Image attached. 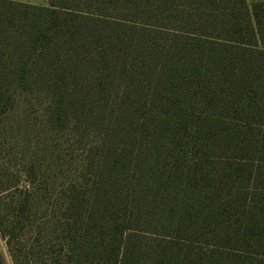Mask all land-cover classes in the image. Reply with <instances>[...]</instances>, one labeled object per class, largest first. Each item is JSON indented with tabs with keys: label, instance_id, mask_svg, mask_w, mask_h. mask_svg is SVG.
I'll list each match as a JSON object with an SVG mask.
<instances>
[{
	"label": "trees",
	"instance_id": "1",
	"mask_svg": "<svg viewBox=\"0 0 264 264\" xmlns=\"http://www.w3.org/2000/svg\"><path fill=\"white\" fill-rule=\"evenodd\" d=\"M48 1L0 0V155L52 136L0 160L11 264H264V1Z\"/></svg>",
	"mask_w": 264,
	"mask_h": 264
},
{
	"label": "rangeland",
	"instance_id": "2",
	"mask_svg": "<svg viewBox=\"0 0 264 264\" xmlns=\"http://www.w3.org/2000/svg\"><path fill=\"white\" fill-rule=\"evenodd\" d=\"M32 121H33L32 123L34 124L35 120L33 118H32ZM38 121L39 120H36L35 127H33V124H32V131H30L29 136L24 135L22 137L23 139L20 140L21 142H17L16 144L13 143L9 153L2 150V154L0 155V160H1V162H5V164L9 166V167H7L10 169L9 172L19 170L22 167V164L24 163L25 156H28V154L33 150V149L31 150V148L36 145V142H38V140H39L38 135H40V133H42L40 135V137H47V138L51 137L52 138V136H50V135L45 136L44 132H42L40 130L39 125H38ZM65 139L66 138L63 136H60L59 139L55 138L53 144L57 145V146H58V144H60V145L63 144V146L67 147V145H65V143H64ZM48 140L49 139H47V141ZM29 146L31 148H29ZM0 243L2 244L1 249H2V255L4 256L5 264H11V260L8 256L4 241L0 240Z\"/></svg>",
	"mask_w": 264,
	"mask_h": 264
},
{
	"label": "crops",
	"instance_id": "3",
	"mask_svg": "<svg viewBox=\"0 0 264 264\" xmlns=\"http://www.w3.org/2000/svg\"><path fill=\"white\" fill-rule=\"evenodd\" d=\"M14 1L40 5V6H47L49 4L48 0H14ZM248 1L252 2V1H264V0H248Z\"/></svg>",
	"mask_w": 264,
	"mask_h": 264
}]
</instances>
